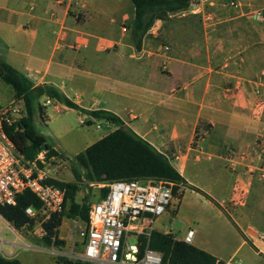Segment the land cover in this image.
Segmentation results:
<instances>
[{
	"label": "crops",
	"instance_id": "crops-1",
	"mask_svg": "<svg viewBox=\"0 0 264 264\" xmlns=\"http://www.w3.org/2000/svg\"><path fill=\"white\" fill-rule=\"evenodd\" d=\"M231 1L194 0L183 13L157 20L137 47L130 0H0V59L35 86L54 85L83 109L118 115L169 159L187 185L211 198L183 185L175 209L156 220V230L182 238L194 229V247L227 264H246L247 250L264 256V178L257 160L264 108L254 117L256 93L264 100V16L255 14L264 0ZM203 12L217 17L213 27L204 26ZM39 103L43 118L36 121L44 126L50 107L56 120L73 113L79 123L93 122L99 135L83 151L116 128L46 97ZM67 123L58 120L56 138L69 135ZM229 151L235 153L233 168ZM237 182L247 193L238 206L262 199L233 208ZM0 218L2 233L22 240H4L17 248L3 257L58 264L51 252L26 247V236Z\"/></svg>",
	"mask_w": 264,
	"mask_h": 264
},
{
	"label": "built area",
	"instance_id": "built-area-1",
	"mask_svg": "<svg viewBox=\"0 0 264 264\" xmlns=\"http://www.w3.org/2000/svg\"><path fill=\"white\" fill-rule=\"evenodd\" d=\"M57 1L63 3L67 0ZM230 3L237 5L233 0ZM201 14L205 27L211 28L216 24L217 17L214 13ZM255 14L264 16V8L255 11ZM169 49L168 46L164 48L166 52ZM263 108L264 100L257 92L254 117H259ZM24 115L25 106L22 100L12 99L7 104H0V206H15L20 194L27 190L33 193L40 205L25 210L32 224L21 230L27 231L28 238L44 243L47 237L46 225L54 216L64 211L66 202V189L51 181H60L59 174L71 166L72 159L54 147L43 148L33 159L23 156L8 137L7 128L15 127ZM80 123L87 124L84 119ZM201 139L202 136L199 135L196 138ZM52 151L55 153L51 154ZM199 155L210 159L201 149ZM234 156L235 153L229 151L231 168L234 166ZM175 158L178 159L179 156ZM257 160L260 165L259 176L264 178V147L258 153ZM89 187H95L100 193L103 189L108 191L104 197L89 205V221L80 230V236L85 239V243L83 252L77 259L85 264H163V254L149 245L150 236L156 230V220L172 209L174 188L177 187L176 193H179L183 185L166 179L142 178L90 182ZM246 197L245 189L237 182L231 203L244 205ZM195 234L194 229H188L182 238H174L192 245ZM54 240L53 238L52 241ZM0 242L4 251L2 237ZM25 246L37 248L32 242H25ZM49 250L58 253L54 247Z\"/></svg>",
	"mask_w": 264,
	"mask_h": 264
},
{
	"label": "trees",
	"instance_id": "trees-1",
	"mask_svg": "<svg viewBox=\"0 0 264 264\" xmlns=\"http://www.w3.org/2000/svg\"><path fill=\"white\" fill-rule=\"evenodd\" d=\"M130 1L135 11L132 37L136 46L139 47L143 37L157 20H167L170 16L187 10L194 0ZM0 81L10 86L15 98L22 100L24 103V117L15 127L7 128V134L17 150L28 159H33L43 148L53 147L47 137L36 126L37 117L43 118V109L39 103V100L43 97L74 109L83 115H88L95 121H104L116 127L114 131L76 155L71 161L74 181H51L66 189V202L64 211L60 215L54 216L51 222L46 225L47 237L45 242L48 244L53 242V238H57L64 217L80 220L84 223L89 221L90 197H86L82 203L75 200L83 172H85L86 180L94 183L129 181L142 178L166 179L176 184L186 185L188 188L211 199L202 190L187 185L169 159L127 127L115 113L107 110L83 109L52 84L35 86L31 80L3 59H0ZM87 124L91 126L93 122L88 121ZM54 153V151L51 152V154ZM177 190L178 188L175 187V194ZM107 191L108 189H103L100 194L101 197H104ZM39 205L38 198L27 190L17 197L15 206H0V216L15 229L21 230L24 226L32 224L25 210L28 207H38ZM149 245L152 249L163 254V264H227L193 245L176 240L170 233L166 234L158 230L152 232ZM0 264L20 263L17 260L0 255ZM58 264L85 263L80 259L58 258Z\"/></svg>",
	"mask_w": 264,
	"mask_h": 264
},
{
	"label": "rangeland",
	"instance_id": "rangeland-1",
	"mask_svg": "<svg viewBox=\"0 0 264 264\" xmlns=\"http://www.w3.org/2000/svg\"><path fill=\"white\" fill-rule=\"evenodd\" d=\"M12 99H16L12 88L0 81V104H7ZM49 115V119L46 123L48 127L43 125L42 120H40V122L36 121L38 130L42 134H45L48 140L54 141L55 144L59 145L61 149L65 153H67L72 160L75 158L74 155L76 153L83 152L85 146L94 141L99 135L95 127L91 128V126H82L80 125L79 120L77 119V116L75 114L67 113L62 114L58 118V120H60V118L61 120H67L69 135L61 138H56V132H59L60 128L58 126V120H56V110L53 107L49 108ZM82 174L83 175L80 182V188L75 196V200L81 202L86 197H90L91 202L97 201L100 192L95 187H89L90 182L86 180L85 172H83ZM59 175L60 181L63 182H72L75 180L71 170V166L65 171H62ZM259 199H262L261 196H255L251 200L250 198H248L247 204L243 207H253ZM237 207L243 208L242 206L233 205V208ZM174 209L175 206L173 204L172 210ZM85 225L86 224L82 221H80L79 223L75 222L73 219H67L66 217H64L62 227L58 231L57 238H54L55 240L53 242V245L52 243H41L40 241H36L33 238H28L26 230H19V233L22 236H26V242H32L38 249L46 252H49V249L52 247L57 249L58 253L51 252L57 259L64 258L67 260H76L83 252L85 239L80 236V230L84 228ZM3 232V240H8L10 242L15 240L17 244L22 242V240L17 238L14 234L4 230ZM3 246L4 252L2 251V246L0 245V255L3 256L11 254L14 249L17 248V246L11 245L10 243L4 244ZM243 255L246 264H264V256H258L252 250H247Z\"/></svg>",
	"mask_w": 264,
	"mask_h": 264
}]
</instances>
